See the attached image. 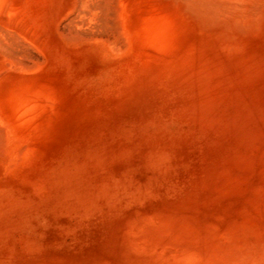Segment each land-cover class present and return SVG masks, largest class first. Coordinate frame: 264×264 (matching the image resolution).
Wrapping results in <instances>:
<instances>
[{
  "label": "rangeland",
  "instance_id": "1",
  "mask_svg": "<svg viewBox=\"0 0 264 264\" xmlns=\"http://www.w3.org/2000/svg\"><path fill=\"white\" fill-rule=\"evenodd\" d=\"M65 5L0 3V58L38 56L25 77L40 97L14 125L25 129L10 151L24 142L25 159L7 171L0 158V264H264V134L250 104L113 55L79 19L63 23Z\"/></svg>",
  "mask_w": 264,
  "mask_h": 264
},
{
  "label": "bare ground",
  "instance_id": "2",
  "mask_svg": "<svg viewBox=\"0 0 264 264\" xmlns=\"http://www.w3.org/2000/svg\"><path fill=\"white\" fill-rule=\"evenodd\" d=\"M65 1L63 23L79 19L75 21L86 26L88 32L84 35L89 39H99L113 55L132 54L138 66L155 67L154 63L161 61L164 63L161 66H169V69L188 70L184 80L188 83L189 78L192 79L202 96L211 101L245 100L250 104L247 112L260 118L264 134V0ZM73 24L67 23L64 27H73ZM65 29L63 33L67 38L81 39L83 32ZM3 30L0 29L3 34L7 33ZM8 32L11 35L12 32ZM10 35L9 38L15 36L14 33ZM8 43L3 44L7 46ZM12 47L18 49L17 46L9 48ZM30 49L32 47L27 51ZM5 55L0 58V158L6 162L1 166L10 171L16 163L14 160L23 161L26 157L27 144L24 142L16 152L10 151L25 129L23 124L18 128L14 125L16 127L26 116L27 101H38L40 97L35 95L39 92L37 83L28 84L25 77V73L37 66L38 56L34 62L29 61L30 55L28 60L13 56L18 58L14 60ZM12 74L21 75V80L14 79V75L10 80ZM37 104L42 107L39 102ZM34 127L38 129L37 124Z\"/></svg>",
  "mask_w": 264,
  "mask_h": 264
}]
</instances>
